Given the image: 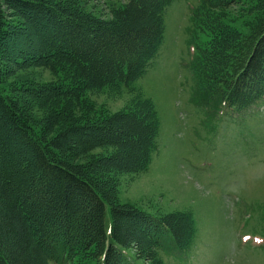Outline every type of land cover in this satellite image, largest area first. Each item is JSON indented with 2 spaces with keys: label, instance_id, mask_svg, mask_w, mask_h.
Listing matches in <instances>:
<instances>
[{
  "label": "trees",
  "instance_id": "trees-1",
  "mask_svg": "<svg viewBox=\"0 0 264 264\" xmlns=\"http://www.w3.org/2000/svg\"><path fill=\"white\" fill-rule=\"evenodd\" d=\"M123 1L125 7L113 12L111 21H100L64 4L0 0V41L8 35L5 7L38 40L40 52L24 57L22 65L53 73L68 66L96 90L112 83L126 87L142 78L157 56L163 15L174 0ZM255 1L198 0L190 32L197 107L240 115L264 99V0ZM236 8L246 17L245 34L230 39L223 25L228 11ZM144 107L148 112L143 115L77 121L53 133L52 125L37 131L17 104L0 94V264H132L124 252L129 239L139 240L151 255L163 250L167 237L178 252L191 244L190 221L153 217L115 198L111 202L102 195L104 186L89 178L98 173L91 171L94 161L71 163L97 148L112 147L119 152L96 166L109 173L108 188L117 184L110 176L113 170L145 173L157 151L159 120L152 105ZM20 221L25 229L33 228L32 239L17 234L15 222Z\"/></svg>",
  "mask_w": 264,
  "mask_h": 264
},
{
  "label": "rangeland",
  "instance_id": "rangeland-1",
  "mask_svg": "<svg viewBox=\"0 0 264 264\" xmlns=\"http://www.w3.org/2000/svg\"><path fill=\"white\" fill-rule=\"evenodd\" d=\"M42 1L64 4L100 21H111L113 12L126 5L123 0ZM197 6L198 0H174L163 15V43L144 76L126 87L112 83L100 90L87 87L68 66L53 73L22 65L25 58L40 52L38 40L4 7L8 35L0 41L6 57L0 56V94L16 103L37 131L52 125L53 133L72 128L77 121L82 125L118 114L143 115L148 112L144 106L152 105L159 133L157 151L145 173L132 176L113 170L110 176L117 184L108 188L109 173L96 166L119 152L112 147L97 148L71 162L94 161L91 171L98 173L95 179L89 178L104 186L102 195L111 202L115 198L119 205L153 217L190 221L195 236L182 253L175 251L169 237L161 243L163 250L153 255L139 240L129 239L124 251L129 261L264 264V101L237 117L229 110L219 116L193 103L190 32ZM236 11H228L223 25L230 39L245 34L246 17ZM57 91L65 92L64 96ZM105 220L109 231L108 211ZM15 229L25 240L32 239L33 228L25 229L20 221ZM4 243L12 244V240Z\"/></svg>",
  "mask_w": 264,
  "mask_h": 264
}]
</instances>
